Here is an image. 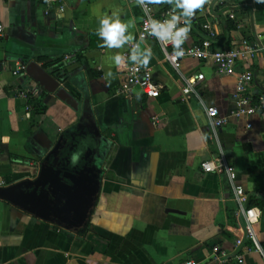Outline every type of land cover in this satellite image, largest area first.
Masks as SVG:
<instances>
[{"label":"crops","instance_id":"crops-1","mask_svg":"<svg viewBox=\"0 0 264 264\" xmlns=\"http://www.w3.org/2000/svg\"><path fill=\"white\" fill-rule=\"evenodd\" d=\"M227 5L234 20L201 11L198 22L190 26L191 39L201 40V25L210 24L218 33V48L241 37L252 40L253 35L264 42V3L230 0ZM114 14L128 25V41L136 40L142 16L136 0H62L61 5L49 7L45 0H0L4 27L0 181L4 187L34 180L61 136L69 141L72 134L89 137L87 118L104 139L96 163L99 195L85 230H65L0 199V264H179L185 260L216 264L211 259L213 247L241 253L234 248L235 239H242L250 249L241 264H264V109L246 119L230 118L234 78L216 75L210 66L192 59L174 70L154 40L140 42L138 49L151 50V58L142 66L162 87L160 95L155 99L138 91L118 95L126 63L122 58L116 65L113 57H122L125 46L108 49L96 35L99 21ZM67 56L72 60L65 61ZM16 63H34L47 73L66 67L63 79L49 74L76 99L79 109L46 93L26 75L12 76ZM196 73H202L204 81L185 101L184 81ZM23 91L30 92L28 102L19 96ZM250 94L264 96V51L254 60ZM208 108L229 118L227 124L213 130ZM219 157L234 168L235 185L246 195L245 207L251 202L250 208L260 211L254 227L258 252L245 239L243 218L226 175L201 171V163ZM51 161L52 157L48 165Z\"/></svg>","mask_w":264,"mask_h":264},{"label":"built area","instance_id":"built-area-1","mask_svg":"<svg viewBox=\"0 0 264 264\" xmlns=\"http://www.w3.org/2000/svg\"><path fill=\"white\" fill-rule=\"evenodd\" d=\"M230 0H206L203 6L195 10L194 16L190 18V24L198 22L199 12L203 11L209 17L215 18L218 15H227L228 20H234L235 16L232 10L226 6ZM62 0H45L46 6L51 4L61 5ZM141 8L142 16L139 23L137 38L133 41H127L125 51L122 55L126 65L124 66L119 83L118 95H128L133 91H138L147 98L155 99L160 95L162 87L152 78L150 70L131 60L133 48H137L140 42L154 40L161 46L167 63L174 69L178 70L180 64L185 59L195 60L202 65L210 66L216 75L233 77L234 83V109L230 118L246 119L264 109V96L253 97L250 94L253 82V65L256 55L264 51V42L260 36L253 35L252 40L241 37L231 41L229 44L218 48V33L210 24L201 25L202 38L199 41L191 39L187 34L185 41L178 47L174 48L171 42L159 41L151 34V24L153 21H163L170 18V14L179 15L180 9H175L169 3L149 4L147 8ZM61 9V7H60ZM184 26L183 18L177 23V28ZM4 36V27L0 24V38ZM65 61H71L72 56L64 58ZM26 65L16 63L11 70L14 77H21L25 74ZM1 74V70H0ZM204 81L202 73H196L186 77L182 87V95L187 101L195 93L196 87ZM19 96L28 102L31 98L29 91H23ZM26 111L31 110V106H26ZM208 123L213 130H218L227 124L229 118L220 117L215 108L206 110ZM247 128L251 125L247 124ZM201 171L205 174H225L231 183L234 197L240 209L245 229V239L252 246L251 250L260 251L259 241L254 230L255 225L259 222L260 211L256 208H246V195L243 189L235 185L236 172L234 168L228 165L223 157L205 161L200 165ZM5 183L0 181V188ZM234 248L241 253L232 255L219 247H213L211 250V259L216 264H226L231 261L243 263L244 254L250 251L245 248L242 239L234 240ZM179 264H198L193 260H185Z\"/></svg>","mask_w":264,"mask_h":264},{"label":"water","instance_id":"water-1","mask_svg":"<svg viewBox=\"0 0 264 264\" xmlns=\"http://www.w3.org/2000/svg\"><path fill=\"white\" fill-rule=\"evenodd\" d=\"M25 74L44 91L75 110L76 99L52 76L34 63L26 66ZM82 120V119H81ZM80 120V121H81ZM90 136H61L56 146L40 164L34 180L0 188V199L42 221L73 232H83L89 224L100 189L96 163L104 149V139L98 128L89 124ZM69 141V142H68ZM79 154V160L72 157ZM88 154L91 159H86ZM52 157L51 165L48 161Z\"/></svg>","mask_w":264,"mask_h":264},{"label":"clouds","instance_id":"clouds-1","mask_svg":"<svg viewBox=\"0 0 264 264\" xmlns=\"http://www.w3.org/2000/svg\"><path fill=\"white\" fill-rule=\"evenodd\" d=\"M205 2L206 0H136V3L142 8H147L149 4L169 3L174 5L173 13L175 9L182 10L179 15L170 14V18L163 21H153L151 24V34L159 41L171 42L174 48H178L185 41L190 31V18L194 16L195 10L201 8ZM257 2L264 3V0H257ZM181 18H183L184 26L177 28V23ZM99 25L96 35L103 42V46L108 49H119L131 39L130 36L125 35L128 25L121 23L115 14L113 17L102 18ZM150 58V49L140 52L138 47L133 48L130 57L132 61H138L141 65H146ZM121 60L120 54L113 57L116 65H119ZM108 75H111V73H108ZM72 160L74 163L77 162L79 154L73 155Z\"/></svg>","mask_w":264,"mask_h":264},{"label":"trees","instance_id":"trees-1","mask_svg":"<svg viewBox=\"0 0 264 264\" xmlns=\"http://www.w3.org/2000/svg\"><path fill=\"white\" fill-rule=\"evenodd\" d=\"M195 24H190V26H194ZM179 27H182V26H179ZM193 29L190 27V32L192 31ZM56 66L57 64H51L50 65V67L51 66ZM65 68L66 67H61V68H51V70L49 71L48 70V72L52 75V76H54V77H56V78H59V79H63V78H65V76H66V74H67V72H66V70H65ZM34 112L36 111L37 112V107L34 105ZM45 108V107H44ZM254 204H256V203H254ZM253 204L251 203V202H248V205H247V208H250L251 206H252ZM258 206H259V204H257Z\"/></svg>","mask_w":264,"mask_h":264}]
</instances>
